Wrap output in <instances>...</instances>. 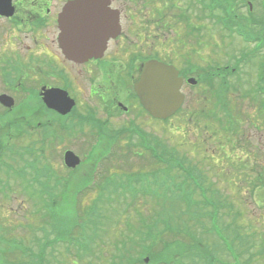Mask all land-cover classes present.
<instances>
[{
    "label": "rangeland",
    "instance_id": "374dc122",
    "mask_svg": "<svg viewBox=\"0 0 264 264\" xmlns=\"http://www.w3.org/2000/svg\"><path fill=\"white\" fill-rule=\"evenodd\" d=\"M232 2V10L241 14V20L264 36L262 3ZM248 2L252 12L247 9ZM127 6L131 12L123 11L132 14L128 21L133 27L130 24L120 40V59L131 51L138 56V64L143 57L160 52L162 61L195 72L197 83L184 86L186 98L180 112L158 121L160 124L148 125V117L132 105L119 118L109 114L110 88L103 78L99 80L104 73L101 67L84 69L67 63L56 68L58 77L66 83L69 77L75 80L78 111L73 114L82 122L61 119L65 124L62 131L52 121L48 130L46 121L56 115L43 104L36 111L41 102L39 82L44 80L34 84L27 70L36 66L42 73V68L53 67L44 62L37 65L38 61L30 68L20 67L19 79L9 85L11 89L0 86V92L17 95L13 98L18 103L17 113L1 109L5 116H0V264H151L143 261L148 252L152 264H264V175L259 182L257 176L264 173V95L258 90L257 79V64L260 60L264 64V51L255 56V51L244 49L241 40L227 37L216 21L220 11L215 9L209 15L210 0H134ZM29 32L25 39L29 46L35 39V46L48 44L54 50L51 32L43 28ZM116 49L110 47L109 58L114 59ZM187 57L193 60L187 61ZM198 61L201 65L196 67ZM114 72L116 89L123 85L119 81L124 73ZM131 72L133 81L137 67ZM20 79L28 89L15 90ZM92 79L107 98L97 92L89 94ZM124 89L121 97L131 104L135 101L130 95L132 82L127 80ZM28 93L36 98L30 105L36 111L32 117L22 111ZM122 121L128 133L119 134ZM133 129L143 133L148 144L153 140L161 143L166 162L155 175L161 180L156 189L147 190L155 197L120 194L112 186V195H99L93 186L107 175L112 159L102 157L103 150L117 146L134 153L121 165L123 172L155 168L149 167L150 153L142 150L143 139L135 137ZM104 130L111 139L103 138L102 144L93 146V140H88L90 131L99 134V139ZM113 134L116 137L112 138ZM65 149L90 163L67 169L62 162ZM140 151L141 156L137 154ZM168 155L176 162L168 164ZM89 169H93V185L78 194V182ZM251 175L256 177L249 185L252 191H246L251 178L247 176ZM100 196L103 200L96 202L101 206L97 216L92 204ZM140 218L150 225L146 233L138 224ZM122 220L127 228L118 233L124 227ZM70 234L78 245L68 240ZM58 237L68 238L63 243ZM153 240L168 242L169 248L161 249L165 242L148 243Z\"/></svg>",
    "mask_w": 264,
    "mask_h": 264
},
{
    "label": "flooded vegetation",
    "instance_id": "af4514ba",
    "mask_svg": "<svg viewBox=\"0 0 264 264\" xmlns=\"http://www.w3.org/2000/svg\"><path fill=\"white\" fill-rule=\"evenodd\" d=\"M66 1L67 0H59L58 4H51V0H0V86L2 85L4 89H11L9 85L16 79H19L17 78V75L20 73V67L24 65V67L30 68L33 61H38L37 65L44 62L48 64L47 67L51 66L53 69L42 68V73H40L37 67L34 66L33 68L27 70L32 78L29 81L34 82V84L38 82L39 79L44 80L43 82H39L41 83L40 90H38L39 98L42 100V93H44V91L51 88H59L66 91L67 94L72 99H74V111H78V86L75 84V80H72L71 77H69V81L67 83L63 81L60 76L58 77L60 72L57 69H62V67H64L67 63H72L76 66L80 65L84 69H94L95 66L97 68L101 67L104 73L101 75L99 80L103 78L101 81H104L108 90L110 88L109 95H111V99L109 100V105H111V111L109 114L119 118L121 114L127 112L130 105L133 107H137L138 105V100L136 97L135 101L132 100L133 104H130L128 100H124L123 97H121L122 91L125 90L124 86L127 84V80L131 79L132 77L129 75L130 69L128 70V68L137 67L138 72L140 70L141 64L144 62L143 58L138 64H136V59H138V56L134 55L131 51H129V53L132 54L128 53L124 59H120L121 54H117V50L121 47L119 43L120 40H123V33L126 34L129 32V29L133 27L131 21H128L132 20L133 17L132 14L128 12L130 11V8L127 5H130V3L134 0H110V6L117 9V20L112 16L113 14H111V16H108V19H103L100 21H94L92 19L87 22L89 24L113 23L116 25L117 22L120 21L118 24H120L121 27L119 28V32L115 37L109 38V40H107L105 50L103 53H101V55H99V58L92 57L80 64H78L76 61L67 59L66 55L60 49V13ZM85 7L90 8L91 5L87 4ZM123 8H127L128 11H123ZM130 24L131 27H129ZM37 28H43L46 31L51 32V35L54 36L53 39L55 46L53 51L50 50L48 44H40L35 46V44H37L35 39H33L34 44L32 46H29L28 43H25V39L27 38L26 33L30 31V35ZM104 29L106 30L107 34L112 33V28ZM13 39L16 40L15 43ZM110 47L115 49L117 48L114 50L116 52L114 59L109 58L108 56ZM158 54L161 55L160 52H158ZM158 54L154 52L149 56V58L158 57ZM188 60H193V57H187V61ZM103 62L105 66L109 64L110 67L104 69L102 65ZM125 67L126 71L124 70ZM115 70L122 72V74L124 73L121 77V80L119 81H122L123 85L116 89L115 83L117 82V79L114 77V74H116V72H114ZM125 75L127 76V79ZM28 76L29 75L27 74L26 77L28 78ZM2 78H4L5 81H2ZM22 81L24 82V80ZM22 81L21 79L19 80L18 85L15 86V90L18 87L28 89L22 84ZM52 81L56 83L51 84ZM90 81V95H95V92H97L105 94L106 98L108 97L105 91L101 90L100 92L99 89L97 90L95 88L97 80L92 79ZM4 83L6 84L4 85ZM0 95L10 96L12 94L8 95L5 92H0ZM13 96L14 95L10 97L14 100ZM14 97H17V95ZM35 99V97L28 93L24 102L22 103V111H25L26 115H30L29 117H32L36 111L40 110L39 108L42 106V103L39 101L37 110L33 111L30 108V105L33 104ZM1 109H4L7 112L12 109V114L17 113L18 103L16 105V101H14L11 107L6 108L0 102V116H5V114L1 112ZM122 123V126H124L125 121H122ZM108 129L109 131L112 130V128Z\"/></svg>",
    "mask_w": 264,
    "mask_h": 264
},
{
    "label": "water",
    "instance_id": "95a60500",
    "mask_svg": "<svg viewBox=\"0 0 264 264\" xmlns=\"http://www.w3.org/2000/svg\"><path fill=\"white\" fill-rule=\"evenodd\" d=\"M80 1L83 3L88 1L98 3L95 4L96 7L90 9L89 7L78 8V1L68 3L64 10L66 22L62 26V37L67 39L65 41L67 53L73 51L69 49V46H71L69 38L78 39V48L81 52L79 56L83 57L96 50L91 45L97 41V36L93 37L91 26H87L86 22L91 17L93 20L100 18L101 14L108 10L104 8L106 0ZM89 49L92 51L89 52ZM180 84L181 79L177 77V72L172 66L158 61H148L143 66L139 79L134 84V90L141 104L152 116L166 118L172 115L183 101V95L179 91ZM44 100L49 107L62 113L68 111L73 105L72 99L68 98L64 91L56 89L49 90ZM64 160L68 166L78 163V158L71 152L65 153Z\"/></svg>",
    "mask_w": 264,
    "mask_h": 264
},
{
    "label": "trees",
    "instance_id": "16d2710c",
    "mask_svg": "<svg viewBox=\"0 0 264 264\" xmlns=\"http://www.w3.org/2000/svg\"><path fill=\"white\" fill-rule=\"evenodd\" d=\"M164 263V261H162Z\"/></svg>",
    "mask_w": 264,
    "mask_h": 264
}]
</instances>
